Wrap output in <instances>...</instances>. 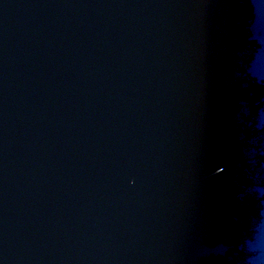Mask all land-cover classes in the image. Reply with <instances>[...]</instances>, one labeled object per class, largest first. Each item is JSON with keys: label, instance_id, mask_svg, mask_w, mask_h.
<instances>
[{"label": "water", "instance_id": "1", "mask_svg": "<svg viewBox=\"0 0 264 264\" xmlns=\"http://www.w3.org/2000/svg\"><path fill=\"white\" fill-rule=\"evenodd\" d=\"M0 264H264V0H0Z\"/></svg>", "mask_w": 264, "mask_h": 264}]
</instances>
